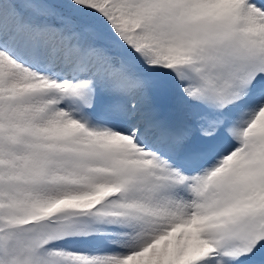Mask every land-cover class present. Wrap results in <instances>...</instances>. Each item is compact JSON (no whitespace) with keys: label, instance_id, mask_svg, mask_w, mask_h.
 I'll list each match as a JSON object with an SVG mask.
<instances>
[{"label":"snow or ice","instance_id":"snow-or-ice-1","mask_svg":"<svg viewBox=\"0 0 264 264\" xmlns=\"http://www.w3.org/2000/svg\"><path fill=\"white\" fill-rule=\"evenodd\" d=\"M0 264H264V0H0Z\"/></svg>","mask_w":264,"mask_h":264}]
</instances>
